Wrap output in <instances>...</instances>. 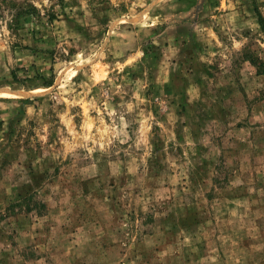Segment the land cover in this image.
Wrapping results in <instances>:
<instances>
[{"label":"rangeland","instance_id":"obj_1","mask_svg":"<svg viewBox=\"0 0 264 264\" xmlns=\"http://www.w3.org/2000/svg\"><path fill=\"white\" fill-rule=\"evenodd\" d=\"M264 0H0V264H264Z\"/></svg>","mask_w":264,"mask_h":264},{"label":"trees","instance_id":"obj_2","mask_svg":"<svg viewBox=\"0 0 264 264\" xmlns=\"http://www.w3.org/2000/svg\"><path fill=\"white\" fill-rule=\"evenodd\" d=\"M260 22H261V24H262V26H263V28H264V18H263L262 15H260Z\"/></svg>","mask_w":264,"mask_h":264}]
</instances>
